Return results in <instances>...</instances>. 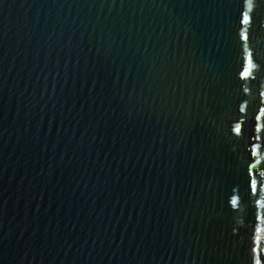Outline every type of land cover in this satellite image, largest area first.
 <instances>
[{
    "label": "water",
    "instance_id": "water-1",
    "mask_svg": "<svg viewBox=\"0 0 264 264\" xmlns=\"http://www.w3.org/2000/svg\"><path fill=\"white\" fill-rule=\"evenodd\" d=\"M0 264H264V0H0Z\"/></svg>",
    "mask_w": 264,
    "mask_h": 264
},
{
    "label": "snow or ice",
    "instance_id": "snow-or-ice-1",
    "mask_svg": "<svg viewBox=\"0 0 264 264\" xmlns=\"http://www.w3.org/2000/svg\"><path fill=\"white\" fill-rule=\"evenodd\" d=\"M245 19H247V17H245ZM245 74L247 75V71L245 72ZM233 203H235V201H233Z\"/></svg>",
    "mask_w": 264,
    "mask_h": 264
}]
</instances>
